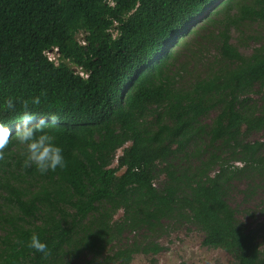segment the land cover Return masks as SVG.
<instances>
[{
	"label": "trees",
	"instance_id": "obj_1",
	"mask_svg": "<svg viewBox=\"0 0 264 264\" xmlns=\"http://www.w3.org/2000/svg\"><path fill=\"white\" fill-rule=\"evenodd\" d=\"M219 1L0 0V125L14 133L39 97L30 123L57 117L46 131L65 159L42 174L15 139L0 152V264H131L177 223L264 264L230 201L235 182L264 188V141L250 140L264 135V37L248 27L264 30V0ZM210 46L205 75L178 86Z\"/></svg>",
	"mask_w": 264,
	"mask_h": 264
},
{
	"label": "rangeland",
	"instance_id": "obj_2",
	"mask_svg": "<svg viewBox=\"0 0 264 264\" xmlns=\"http://www.w3.org/2000/svg\"><path fill=\"white\" fill-rule=\"evenodd\" d=\"M221 1V0H220ZM219 1V2H220ZM203 24L200 21L196 27L198 28ZM253 30L251 33L254 37H260V40L264 37V30L256 25H248ZM233 43L239 47L240 51L244 55L252 54L257 43L251 40L244 41V44L240 43V38H244L238 32L232 33ZM205 58L199 57L194 60L193 65H188V72L179 78L181 83L178 86H188L190 78L194 76V70L198 74L205 75L206 69L204 63H207L212 59L214 51L211 46L204 52ZM48 57L56 59L57 56L54 52H49ZM180 62L176 65L179 67L184 59H180ZM196 63L197 66L195 65ZM202 63V64H200ZM174 70H176L174 68ZM191 74L189 77L188 74ZM259 99L260 96H255ZM214 113L211 114L208 122L213 118ZM251 141H264L263 134H254L250 138ZM122 151L118 152V157ZM117 163L114 164V167ZM162 180V179H161ZM159 180L156 182L158 186ZM230 201L234 207L238 209V218L240 222L245 226L247 230L256 231L259 234L258 243L260 249L264 253V188L257 189L254 194H251L248 185L244 181L235 182L230 191ZM123 215L120 212L116 216V220L121 218ZM204 234L194 226L187 223H177L167 225L164 232L158 238V243L164 247L163 252L157 256H144L137 255L133 259L131 264H235L234 259L227 254L225 251L220 249H212L203 245Z\"/></svg>",
	"mask_w": 264,
	"mask_h": 264
},
{
	"label": "clouds",
	"instance_id": "obj_3",
	"mask_svg": "<svg viewBox=\"0 0 264 264\" xmlns=\"http://www.w3.org/2000/svg\"><path fill=\"white\" fill-rule=\"evenodd\" d=\"M134 13V11L132 12ZM40 103L39 97L33 98L31 102L28 100L22 103L21 121L13 133L9 127L0 125V152L6 147L9 139H15L19 144L24 145L26 154L24 165L26 167H35L40 173L55 171L57 168L65 167V159L62 148L56 143L55 137L46 131L49 125H55L56 116L49 119H39L35 124L30 123L34 117L31 112V105ZM8 110L15 109L14 101L9 98L6 102ZM28 246L36 252H47V244L42 242L37 234H32Z\"/></svg>",
	"mask_w": 264,
	"mask_h": 264
}]
</instances>
